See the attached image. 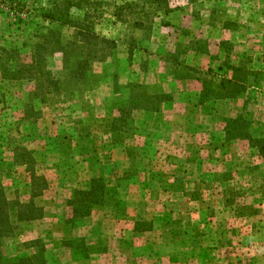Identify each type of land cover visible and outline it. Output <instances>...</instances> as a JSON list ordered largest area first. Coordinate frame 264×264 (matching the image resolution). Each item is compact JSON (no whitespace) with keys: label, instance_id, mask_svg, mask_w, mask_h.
I'll use <instances>...</instances> for the list:
<instances>
[{"label":"rangeland","instance_id":"rangeland-1","mask_svg":"<svg viewBox=\"0 0 264 264\" xmlns=\"http://www.w3.org/2000/svg\"><path fill=\"white\" fill-rule=\"evenodd\" d=\"M45 43L46 101L0 82L9 198L31 202L12 138L48 182L44 218L15 223L4 263L40 242L45 264H264V0H0V47L30 66ZM120 109L133 118L117 138ZM95 178L116 200L67 233L68 201ZM80 238L87 252L65 246Z\"/></svg>","mask_w":264,"mask_h":264},{"label":"trees","instance_id":"trees-1","mask_svg":"<svg viewBox=\"0 0 264 264\" xmlns=\"http://www.w3.org/2000/svg\"><path fill=\"white\" fill-rule=\"evenodd\" d=\"M92 39L96 48L97 46L99 47L100 44H105L107 42L105 39L100 40L98 37ZM46 49H48L46 43L39 44L33 55V63L30 66H24L19 61L20 55L16 49L0 47V82H7L9 80L33 82L35 83L36 92L38 90L43 92L45 90L44 88H46V95L38 97L41 102L46 101V96L53 94L55 90L52 87L44 85L43 82H40V78H38L52 77L53 75L50 70H47L48 67L45 65L44 52ZM98 54L96 49L94 56L98 57ZM77 67H81L80 63L77 64ZM233 84V79L221 83L222 87L225 89L233 86ZM227 96L225 98H229V95ZM205 98H207V95H205ZM157 99L164 100L165 97H157ZM120 114V118L116 119L111 126V132L117 135V138L121 136L120 133L122 130L120 123L122 120L125 119V121H129L133 118V112L128 109H120ZM254 146L258 148L259 153L264 159V137L254 140ZM8 149L13 158V165L24 168L30 178L31 202L22 204L19 200L12 201L9 198V193L3 181L0 179V264H5L1 255L3 241L15 236L17 230V225L15 223H29L44 218L45 210L39 207L35 200L43 196L48 189L47 179L39 175L35 169L37 163L34 157V151L25 147L21 141H17L13 138L8 142ZM117 195L118 192L115 189H111L110 182L106 178H95L91 181L90 187L87 190L75 191L73 197L68 201V207L71 209V216L65 222L66 232L68 233L72 232L70 230L82 228L84 223L92 217L96 208L109 206L110 203L116 200L115 198ZM13 216H15L16 222L13 221ZM137 230L138 229L135 228L134 231ZM77 241H79V243L68 241L65 246L70 247L75 250V252L86 251V248H83V246L86 245L85 238L77 239ZM30 246H35L38 249L35 255L30 258H20L17 260L16 264H37L38 260H40L38 264H45L43 258L45 250L43 245L40 242H34L30 243Z\"/></svg>","mask_w":264,"mask_h":264},{"label":"crops","instance_id":"crops-1","mask_svg":"<svg viewBox=\"0 0 264 264\" xmlns=\"http://www.w3.org/2000/svg\"><path fill=\"white\" fill-rule=\"evenodd\" d=\"M171 257H168L167 259L170 260Z\"/></svg>","mask_w":264,"mask_h":264}]
</instances>
